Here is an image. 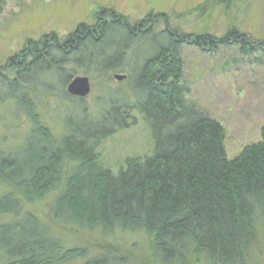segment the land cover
Instances as JSON below:
<instances>
[{"label": "trees", "instance_id": "16d2710c", "mask_svg": "<svg viewBox=\"0 0 264 264\" xmlns=\"http://www.w3.org/2000/svg\"><path fill=\"white\" fill-rule=\"evenodd\" d=\"M216 1L206 0L198 7ZM3 4L0 0V12ZM122 17L110 12L96 25L79 24L62 40L52 33L41 43H30L14 64L12 78L0 76L6 97L24 108L30 122L22 153H15L16 148L0 150V181L6 186L0 215L12 217L0 223L1 256L7 264H64L87 252L84 247L64 249L40 229L35 213L23 211L21 201L41 199L61 184L54 219H72L103 234L142 230L161 264H184L189 254L203 256L210 264H246L264 232V126L258 141L228 158L222 124L186 98L179 47L186 42L215 51L232 43L246 50L264 41L252 45L234 27L221 36H192L165 22L157 34L166 42L157 44L139 69L135 89L141 97L131 104L112 103L98 118L69 116L59 136L34 112L28 95L30 74L39 75L50 64L57 69V63L69 58L101 73L114 70L125 50L103 55L98 49L107 46L110 32H125L129 43L134 36L140 39L154 32V23L130 26ZM55 52L61 54L57 60ZM84 52L88 57L83 59ZM130 109L149 126L153 148L142 157L127 158L113 173L95 151L103 139L128 126ZM81 264H114V260L105 252Z\"/></svg>", "mask_w": 264, "mask_h": 264}, {"label": "rangeland", "instance_id": "374dc122", "mask_svg": "<svg viewBox=\"0 0 264 264\" xmlns=\"http://www.w3.org/2000/svg\"><path fill=\"white\" fill-rule=\"evenodd\" d=\"M205 1L4 0L0 12V76L12 78L14 64L19 63L24 48L30 43H41L52 33L62 40L79 24L96 25L98 18L110 12L126 18L130 26L144 22V27H149L154 23V32L140 39L134 36L130 43L125 32L109 33L107 46H98L103 55H110L117 48L125 50L114 70L101 73L93 66L78 65L69 58L57 63V69L50 64L48 70L27 77L32 87L28 95L34 112L53 135L59 136L64 133V122L69 116L98 118L112 103L131 104L135 97H141L135 89L136 77L145 60L155 53L157 44H165V36L157 34L165 22L177 32L192 36H221L234 27L252 45L264 41V0H217L199 8ZM179 51L180 83L188 90L186 98L222 124L227 157H234L244 146L258 141L260 129L264 126V44L244 50L230 43L215 51H206L184 42ZM60 55L53 53L56 60ZM87 57L84 52L81 58ZM160 64L156 65L159 67ZM114 73L125 74L126 78L117 81L112 77ZM74 76L89 78L91 91L86 97L67 95L65 87ZM128 113V126L103 139L95 151L98 159L113 173L125 164L127 158L142 157L151 153L153 148L149 126L142 115L134 109ZM29 129L30 122L24 108L6 97L5 88L0 84V150L16 148L15 153H22L23 138ZM66 167L64 164V169ZM60 185L41 199L21 202L23 211L35 213L40 229L57 239L64 249L86 248L83 256L69 257L64 264H81L105 252L114 264H161L153 255L150 237L142 230H114L103 234L72 219H54L60 209L55 203ZM5 192L6 186L0 181V196ZM10 219L11 216L0 215V223ZM6 262L0 253V264ZM184 264L210 263L203 256L189 254ZM246 264H264V232Z\"/></svg>", "mask_w": 264, "mask_h": 264}, {"label": "water", "instance_id": "95a60500", "mask_svg": "<svg viewBox=\"0 0 264 264\" xmlns=\"http://www.w3.org/2000/svg\"><path fill=\"white\" fill-rule=\"evenodd\" d=\"M112 77L117 81H121L126 78V75L114 73ZM65 91L69 96H74L78 98L86 97L91 91V84L89 78L86 76H74L67 83Z\"/></svg>", "mask_w": 264, "mask_h": 264}]
</instances>
